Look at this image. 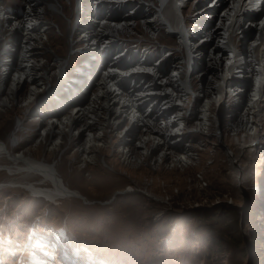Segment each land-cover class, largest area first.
I'll use <instances>...</instances> for the list:
<instances>
[{"label": "rangeland", "instance_id": "obj_1", "mask_svg": "<svg viewBox=\"0 0 264 264\" xmlns=\"http://www.w3.org/2000/svg\"><path fill=\"white\" fill-rule=\"evenodd\" d=\"M200 1L185 5L186 18L194 17ZM40 2L45 29L40 61L45 66L51 61L56 71L61 58H67V69L73 68L70 75H78L75 68L86 65L88 56L77 24L85 6L81 9L78 0ZM0 5L23 12L26 2L0 0ZM135 6L137 16L131 22L135 27L120 33L121 47L154 56L167 51V63L177 64V57L185 55L180 39L158 19L151 30L140 17L143 13L151 17L161 3L136 0L129 9ZM175 11L169 15L178 22L180 14ZM246 26L247 31L253 28ZM193 27L198 25L188 26L192 34ZM0 32L1 51L10 29ZM242 36H235L240 50L247 44ZM54 57L59 61H52ZM187 64L183 63V75ZM51 72L55 85L59 71ZM196 75H191L195 90L203 85ZM19 88L14 100L5 104L0 99V140L9 141L14 154L53 164L66 186L80 191L82 198L58 199L0 187V264H264V103L255 116L256 133L246 137L244 130L232 129L229 117L221 118L223 107L228 113L237 98L222 86V99L214 100L210 108V123L203 128L193 116L186 122L185 132L195 141L190 142L194 159L188 164H127L121 158V140L110 126L108 143L96 149L97 160L87 162L80 158L69 131L59 146H52V138L32 115L31 107L47 92L41 91L25 106L22 99L29 85ZM2 93L6 90L0 89ZM14 132L15 143L10 141ZM253 141L258 143L249 144ZM0 166V184L25 173L21 164L5 156L0 157ZM40 180L38 174L29 182Z\"/></svg>", "mask_w": 264, "mask_h": 264}, {"label": "bare ground", "instance_id": "obj_2", "mask_svg": "<svg viewBox=\"0 0 264 264\" xmlns=\"http://www.w3.org/2000/svg\"><path fill=\"white\" fill-rule=\"evenodd\" d=\"M78 1L81 9L85 6L80 13L82 22L77 24L81 25L82 40L87 42L86 65H79L80 70L75 68V72L80 71L78 75H70L72 66L67 69V58H61L55 85L51 82V71H55L51 61L45 66L39 59L44 48V12L39 11L43 2L25 0L23 12L0 5V30L10 29L9 40L0 51V89L6 90L0 99L5 104L14 100L19 86L25 83L29 85L22 99L26 106L45 90L46 96L36 101L30 111L33 116L35 113L44 134L52 138L50 145L59 146L69 131L80 158L97 160L96 149L108 143L106 132L110 126L121 140V158L127 164H188L194 159L191 143L195 141L185 132V123L193 116L205 128L210 123L212 102L222 99V86L226 94L229 87L237 97L228 113L223 107L232 129L244 130L246 137L256 133L255 116L264 103V0H202L194 8V19L184 15L185 5L192 0H158L161 9L151 17L147 13L140 17L151 30L158 19L159 25H167L170 33L180 39V50L185 55L177 57V64L167 63V51L154 56L121 47L120 33L126 27L128 32L135 27L131 22L137 16V6L129 7L136 0ZM174 9L180 14L178 22L169 15ZM212 18L215 22L209 23ZM193 23L198 27H193L192 34L188 26ZM246 25L254 30L247 31ZM239 33L247 39L243 50L236 43ZM182 60L188 63L185 75ZM52 61L59 60L54 57ZM195 73L203 84L196 90L191 78ZM191 95L195 97L190 106ZM16 135L14 132L10 141L15 143ZM9 144L0 140V157L21 164L25 173L10 176L11 180L2 182L1 188L19 187L58 199L82 198L80 191L66 186L53 164L14 154ZM38 174L39 182H29Z\"/></svg>", "mask_w": 264, "mask_h": 264}, {"label": "water", "instance_id": "obj_3", "mask_svg": "<svg viewBox=\"0 0 264 264\" xmlns=\"http://www.w3.org/2000/svg\"><path fill=\"white\" fill-rule=\"evenodd\" d=\"M223 114H224V109H222L221 111V118H223ZM224 119V118H223ZM249 197V196H248ZM249 200L251 201V197H249Z\"/></svg>", "mask_w": 264, "mask_h": 264}, {"label": "built area", "instance_id": "obj_4", "mask_svg": "<svg viewBox=\"0 0 264 264\" xmlns=\"http://www.w3.org/2000/svg\"><path fill=\"white\" fill-rule=\"evenodd\" d=\"M49 81H50V79H49ZM186 105H187V102H186ZM187 122V121H186ZM186 124V123H185Z\"/></svg>", "mask_w": 264, "mask_h": 264}, {"label": "clouds", "instance_id": "obj_5", "mask_svg": "<svg viewBox=\"0 0 264 264\" xmlns=\"http://www.w3.org/2000/svg\"><path fill=\"white\" fill-rule=\"evenodd\" d=\"M80 70V69H79ZM261 190H262V188H261Z\"/></svg>", "mask_w": 264, "mask_h": 264}]
</instances>
